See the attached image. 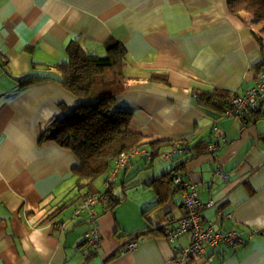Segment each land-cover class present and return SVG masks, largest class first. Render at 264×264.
<instances>
[{
  "label": "crops",
  "instance_id": "1",
  "mask_svg": "<svg viewBox=\"0 0 264 264\" xmlns=\"http://www.w3.org/2000/svg\"><path fill=\"white\" fill-rule=\"evenodd\" d=\"M258 30L226 0H0V264H175V249L191 235L167 239L185 211L181 191L158 182L175 169L201 203L213 202L202 210L203 226L244 240L207 246L203 258L180 264H264V116L250 108L228 117L197 96L256 84L264 71ZM75 40L99 56L109 40L123 45L117 107L132 112L130 131L145 143L169 142L156 158H130L108 195L104 181L95 183L97 252L84 245L88 215H75L84 199L72 173L77 158L41 139L64 111L92 102L69 92L55 68ZM199 142H221L216 157L198 152Z\"/></svg>",
  "mask_w": 264,
  "mask_h": 264
},
{
  "label": "trees",
  "instance_id": "2",
  "mask_svg": "<svg viewBox=\"0 0 264 264\" xmlns=\"http://www.w3.org/2000/svg\"><path fill=\"white\" fill-rule=\"evenodd\" d=\"M226 3L231 12L246 14L259 23L258 35L255 36L263 41L264 0H226ZM105 45L106 55L99 56L85 51L76 40L69 43L66 48L67 61L56 64L55 68L60 72L63 85L69 92L92 102L72 111H64L63 118L53 120L41 135V139L53 141L75 155L77 165L73 167L72 173L76 178L78 192L84 191L80 196L83 198L96 194L95 183L98 180L106 181L114 161L121 154L149 145L153 149L150 152L156 158L160 155L161 148L169 143L162 140L145 143L142 135L130 131L132 112L117 107L115 94L124 83L126 50L118 41L109 40ZM107 72H110V79L104 75ZM197 96L204 106L209 105L226 112L230 107L232 94L214 90L200 92ZM210 144H218L217 151L221 147V142H199L196 144L199 149L197 151L207 152L215 158L217 151L215 155L208 152ZM179 148L182 145L178 148L176 146V149ZM219 169L223 170L217 167L216 175ZM177 175L181 176L175 169L162 176L158 182L165 183L168 180L169 184L181 191L173 182V177ZM110 188L111 186L106 190L105 196L110 193ZM119 201L120 199H114L112 204L116 205Z\"/></svg>",
  "mask_w": 264,
  "mask_h": 264
},
{
  "label": "built area",
  "instance_id": "3",
  "mask_svg": "<svg viewBox=\"0 0 264 264\" xmlns=\"http://www.w3.org/2000/svg\"><path fill=\"white\" fill-rule=\"evenodd\" d=\"M229 109L225 114L228 117H242L250 108L258 109L264 115V71H262L256 80V84L246 89L242 94H232L229 102ZM224 141V140H223ZM218 144L208 145V152L215 155ZM175 152H180V149H174ZM145 156L147 159H152L153 155L150 151L143 148H134L129 152L121 154L113 164V167L105 181V188L115 183L118 173L128 164L130 158L134 156ZM168 158V154L164 155ZM217 176L226 180L227 175L223 170L217 171ZM173 182L181 188L182 205L184 207V216L179 225L168 230L165 235L169 242H173L176 237L184 233H190V244L182 249H175L174 263L180 264L183 260L199 259L205 256L206 247H218L221 245L235 247L243 243V238L240 232L229 230L224 233L214 232L212 222H208L206 226L202 224V210L213 205L212 201L201 203L198 199L196 185L181 176L173 177ZM99 194L88 196L81 200L75 209V215L80 212H86L89 217L91 228L84 236V245L92 252H97L101 243L99 220L96 217L94 210L95 205L99 202ZM219 215L216 219H219ZM229 218L230 215H225ZM136 246L135 242L129 243L127 248L132 250Z\"/></svg>",
  "mask_w": 264,
  "mask_h": 264
},
{
  "label": "rangeland",
  "instance_id": "4",
  "mask_svg": "<svg viewBox=\"0 0 264 264\" xmlns=\"http://www.w3.org/2000/svg\"><path fill=\"white\" fill-rule=\"evenodd\" d=\"M105 75V77L106 78H108V79H110V72H107L106 74H104ZM145 149V148H144ZM140 162H141V165H143L144 164V161L143 160H140ZM117 191H118V195H120V197H123L122 195V193H123V191L121 190V188L119 187V185H117ZM124 198H125V196H124Z\"/></svg>",
  "mask_w": 264,
  "mask_h": 264
}]
</instances>
